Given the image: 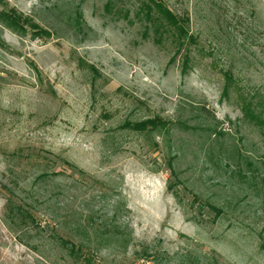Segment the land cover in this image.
<instances>
[{
	"label": "rangeland",
	"instance_id": "1",
	"mask_svg": "<svg viewBox=\"0 0 264 264\" xmlns=\"http://www.w3.org/2000/svg\"><path fill=\"white\" fill-rule=\"evenodd\" d=\"M141 1L0 0V12L15 9L54 34L21 38L0 25V264H85L56 240L71 235L53 212L112 193L111 179L124 183L132 239L124 254L92 252V264H264V137L243 120L247 106L263 111L264 0H164L195 38L181 51L170 33L155 43L154 26L137 16ZM77 10L85 40L67 24ZM154 118L176 124L170 142L120 128ZM237 145L245 155L227 167ZM9 198L38 226L16 225ZM101 206L104 216L111 201Z\"/></svg>",
	"mask_w": 264,
	"mask_h": 264
},
{
	"label": "trees",
	"instance_id": "2",
	"mask_svg": "<svg viewBox=\"0 0 264 264\" xmlns=\"http://www.w3.org/2000/svg\"><path fill=\"white\" fill-rule=\"evenodd\" d=\"M112 1L107 3V10L111 11ZM137 16H143L154 26L155 43L161 44L163 37L166 33H170L173 38H175L179 43V51L184 47L182 40L189 38L193 43H196L195 38L190 36L189 31L185 27L186 20L179 18L174 12L167 6L164 0H144L141 1L140 9ZM67 24L75 32L76 35H83L82 40L87 37L86 24L83 21L82 13L77 10L76 12L69 15L67 18ZM0 25L17 36L23 38L29 33L33 39L52 37L54 34L47 29L42 28L38 23H36L32 17L25 15L22 12H17L15 9L2 10L0 12ZM190 60L188 56L184 60L183 72L186 73L188 64ZM83 60L80 61V65H84ZM32 69H35L33 63H29ZM88 67L97 72L95 67L88 65ZM228 71L229 77L232 75ZM232 78V77H231ZM262 106L263 111L260 114H255L249 106L245 108L243 115V120L249 124L254 125L258 128L264 137V100L260 99L258 101ZM191 110L197 118L202 117L205 120H211L212 123L221 124L216 116L202 104H191ZM174 122L166 121L161 118L146 119L141 121H126L121 129H130L136 133H147L156 134L159 137H163L164 140L170 142L171 129ZM179 127L184 128L187 131H196V126H190L189 122H178ZM211 127V126H209ZM212 131V135L219 137L221 139H226L229 132L223 130H217L208 128ZM167 137V138H166ZM169 148L172 149V144L169 143ZM222 151V152H221ZM224 149L221 148L219 154L223 156ZM245 153V152H244ZM243 150L234 146L233 149L227 151L224 155L227 159V167H231V159L238 160V164L245 154ZM213 153L211 150H207L206 159L210 160ZM224 157V158H225ZM179 159L178 154L168 157V167L171 171V175L176 176L175 162ZM109 157L103 158V162H109ZM252 165L251 162H248ZM238 164H236L238 166ZM235 165V164H234ZM251 169V168H250ZM240 177L244 176L243 167H239ZM81 177L85 174L80 172ZM78 181L76 180V183ZM100 184V182H97ZM104 183V182H102ZM111 183L116 184L118 189L112 190L106 193L105 191L100 192L98 197H92L89 200H84L83 207L79 210H62V215L57 211L53 212L54 218L59 219V226L70 233V237L65 239L58 232L53 233L56 240L61 243L63 247L68 249L69 255L71 256L75 263L79 260H83L85 264H92V252H98L102 250H109L112 252L126 253L132 239V231L130 224L125 221L131 212L128 208L127 198L122 191L124 185L123 181L120 179H111ZM105 185V183H104ZM111 201V209L107 210V214L101 216L100 211L106 209L105 206H101L103 201ZM7 210L9 216H11L19 227H29L31 225L38 226V220L34 217L27 208L20 206L16 203L13 198H9L7 203ZM61 210V209H60ZM105 217V218H104ZM19 221V222H18ZM18 222V224H17ZM52 225L51 222H48ZM50 227V226H49ZM56 229L53 228L54 232ZM72 237V238H71ZM264 248V245H263Z\"/></svg>",
	"mask_w": 264,
	"mask_h": 264
}]
</instances>
